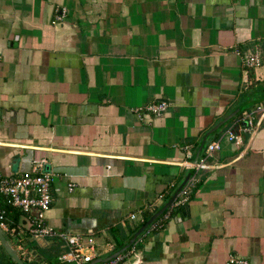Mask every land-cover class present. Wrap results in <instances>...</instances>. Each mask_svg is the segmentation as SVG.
Returning <instances> with one entry per match:
<instances>
[{"label": "crops", "instance_id": "0c3cea01", "mask_svg": "<svg viewBox=\"0 0 264 264\" xmlns=\"http://www.w3.org/2000/svg\"><path fill=\"white\" fill-rule=\"evenodd\" d=\"M249 53L259 66L244 64ZM155 102L166 107L145 110ZM263 102L264 0H0V179L43 161L46 222L92 238L95 264L127 246L190 171L188 200L177 205V194L118 264H264V115L252 132L242 121ZM239 107L206 138L197 161L220 149L203 169L187 168ZM10 210L24 233L4 235L20 258L66 251L37 244Z\"/></svg>", "mask_w": 264, "mask_h": 264}, {"label": "built area", "instance_id": "2783aa9c", "mask_svg": "<svg viewBox=\"0 0 264 264\" xmlns=\"http://www.w3.org/2000/svg\"><path fill=\"white\" fill-rule=\"evenodd\" d=\"M63 13L64 10L58 12L57 21L61 19ZM260 62L257 53H249L244 57V64L249 68L259 66ZM165 107V103L155 102L146 106L145 110L157 114ZM256 114L264 115V102L256 104L254 109L242 119L246 123L243 128L244 132L255 130L253 116ZM224 137L229 141L234 140L236 142L240 139L232 129L228 130ZM185 149L187 150L188 147H185ZM219 149L220 142H214L207 147L203 158L196 163L186 162L185 165L187 168L194 170L203 169L206 159ZM188 156H190V153H188ZM44 168L43 161H34L28 173L0 179V229L4 234L20 238L24 230L7 217V208L16 209L25 216L28 226L27 233L37 244L43 245L48 239H55L64 244L66 251L58 259L61 264H89L97 254L92 238L59 231L46 222L45 215L52 204L50 190L52 175ZM194 183L195 177H192L179 191L177 205H182L188 200ZM69 190H72V185H69ZM131 218H136V215H132ZM159 226L160 224L154 223L149 229L153 230ZM18 252L26 254L24 247L20 244L18 245ZM120 261H122V257L118 256L100 264H118ZM227 264H248V262L239 256L231 255Z\"/></svg>", "mask_w": 264, "mask_h": 264}, {"label": "water", "instance_id": "95a60500", "mask_svg": "<svg viewBox=\"0 0 264 264\" xmlns=\"http://www.w3.org/2000/svg\"><path fill=\"white\" fill-rule=\"evenodd\" d=\"M241 110V107H239L237 110H235L234 112H232L229 116H227L225 119H223L221 122H219L216 126H214L208 133H206L202 143L200 144V147L196 153V158L194 163H196L198 156L204 146V142L206 140V138L209 136L210 133L214 132L215 130H217L218 128H220L222 125H224L228 120H230L233 116H235V114L237 112H239ZM191 174H188V176L186 177L185 181L180 185V187L175 191V193L173 194V196H171V198L169 199V201L164 205V207L157 212L154 216H152L147 222L146 224L141 227L139 229V231L131 238V240L129 241V244L127 246H125L124 248H122L119 252H117L115 255L111 256L110 258L106 259V260H98L97 262H105L107 260H110L111 258H115L116 256H118L120 253H122L123 251H125L127 249V247L129 245H131L136 237L149 225L151 224L154 220H156L160 215L163 214V212L172 204V202L174 201V199L176 198L177 194L179 193V191L182 189V187L186 184L187 179L189 178ZM0 244L2 245L3 249L6 251V253L11 257V259L16 263V264H24L23 260L20 258L19 254L13 249V247L11 246V244L5 239V235L4 233L1 231L0 229ZM90 264H95V262H92Z\"/></svg>", "mask_w": 264, "mask_h": 264}, {"label": "trees", "instance_id": "16d2710c", "mask_svg": "<svg viewBox=\"0 0 264 264\" xmlns=\"http://www.w3.org/2000/svg\"><path fill=\"white\" fill-rule=\"evenodd\" d=\"M10 208H7V213L9 212ZM11 211V210H10ZM13 217V220L15 221L17 219V215L16 213L14 215H12ZM148 220V218H145L144 222L142 223V225H144L146 223V221ZM0 248L2 249V255L3 257L7 258L9 264H16L12 259L11 257L6 253V251L3 249V247L0 245ZM40 259L39 262H35V259ZM36 258L32 261V262H29L27 263L26 260H23L24 264H41L43 262H46L48 264H61L59 262L58 259L55 258H51L50 254H47L46 252H39L38 255H36Z\"/></svg>", "mask_w": 264, "mask_h": 264}, {"label": "rangeland", "instance_id": "374dc122", "mask_svg": "<svg viewBox=\"0 0 264 264\" xmlns=\"http://www.w3.org/2000/svg\"><path fill=\"white\" fill-rule=\"evenodd\" d=\"M11 242V240H9Z\"/></svg>", "mask_w": 264, "mask_h": 264}]
</instances>
